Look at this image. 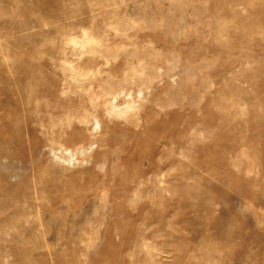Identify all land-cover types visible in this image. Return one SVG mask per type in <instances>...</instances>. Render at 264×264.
<instances>
[{
    "label": "rangeland",
    "instance_id": "374dc122",
    "mask_svg": "<svg viewBox=\"0 0 264 264\" xmlns=\"http://www.w3.org/2000/svg\"><path fill=\"white\" fill-rule=\"evenodd\" d=\"M0 264H264V0H0Z\"/></svg>",
    "mask_w": 264,
    "mask_h": 264
},
{
    "label": "bare ground",
    "instance_id": "6f19581e",
    "mask_svg": "<svg viewBox=\"0 0 264 264\" xmlns=\"http://www.w3.org/2000/svg\"><path fill=\"white\" fill-rule=\"evenodd\" d=\"M46 73V72H45ZM83 88H86L85 90H84V93H81L80 92V95H88V94H91V88H89L88 89V87H83ZM30 89V88H29ZM35 89V88H34ZM24 90H27V89H24ZM35 90H38V92H42L41 90L42 89H35ZM45 90L48 92V96H49V99H51V100H55V101H57V102H61L63 99H66L68 96H69V94H71V95H76V94H74V92H75V90H73V91H71L70 90V88H68V89H64V88H61V87H59L57 90L55 89V88H53V87H48V88H45ZM26 92V91H25ZM82 95V96H83ZM111 93L109 92H106L105 94H104V97H105V99H106V103L105 104H107V105H109V104H112V105H114L113 104V102L114 101H116L115 99H117V96L115 97V99L112 101V98H111ZM100 99L98 98V97H90V99H89V102H90V104L93 106L97 101H99ZM116 108V107H115ZM120 111V110H119ZM37 116V115H36ZM85 116H87V113L84 115V117ZM59 141V140H58ZM181 151V150H180ZM208 151V150H207ZM183 152V151H182Z\"/></svg>",
    "mask_w": 264,
    "mask_h": 264
}]
</instances>
